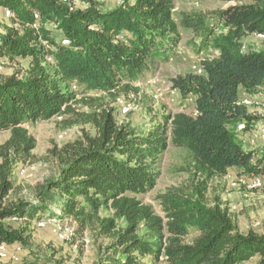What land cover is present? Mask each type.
<instances>
[{
  "label": "trees",
  "instance_id": "1",
  "mask_svg": "<svg viewBox=\"0 0 264 264\" xmlns=\"http://www.w3.org/2000/svg\"><path fill=\"white\" fill-rule=\"evenodd\" d=\"M117 1L104 9L98 0H0V65L29 59L23 75L0 76V132L10 131L0 145V201L13 188L11 156L27 155L36 146L27 124L70 113L71 83L115 91L140 79L178 45L173 0ZM220 1L232 4L211 13H182L183 26L215 52L201 60L203 72L171 79L182 96L195 97L194 112L162 114L161 123L145 133L119 125L105 109L89 118L97 133L64 145L59 174L37 187V201L0 205V245L7 247L0 264H66L54 245L34 243L30 223L96 219L108 205L129 225L116 228L114 218L101 222L99 233L113 239L104 263L92 264H146L145 258L158 263L164 257L169 264H264V232H240L226 208L205 199L208 180L229 168L264 173V156L245 148L237 130L240 123L242 133L264 123L242 101L243 93L264 87V50H246L243 42L264 35V0ZM209 14L217 23H209ZM171 145L189 150L195 179L190 196L162 195L166 216H161L136 195L154 188L156 160ZM190 228L198 232L191 243L185 241Z\"/></svg>",
  "mask_w": 264,
  "mask_h": 264
},
{
  "label": "rangeland",
  "instance_id": "2",
  "mask_svg": "<svg viewBox=\"0 0 264 264\" xmlns=\"http://www.w3.org/2000/svg\"><path fill=\"white\" fill-rule=\"evenodd\" d=\"M104 9L117 6V0H98ZM173 12L179 31L180 41L167 58H158L155 65L140 79L119 85L115 91L107 92L88 89L73 82L69 90L74 93L71 101L70 113L57 116L49 120L27 124L30 133L36 139V146L27 155L11 156L14 164L11 169L13 188L8 196L0 201L3 206L21 199L37 201V187L47 179L58 176L60 162L58 154L68 143L82 139L84 133L95 135L97 129L93 121H88L96 113L107 110L111 112L119 125H131L143 133L150 127L161 123L158 121L162 114L186 112L192 114L195 107V97L182 96L179 90L172 87L171 79L179 74L188 72H203L201 60L212 57L215 52L205 50L200 39L182 24L183 12L211 13L216 9L226 8L229 2L220 0H173ZM78 5H81L80 3ZM209 23H217V18L211 14ZM2 19V20H1ZM3 16L0 13V22ZM218 29L223 30L219 25ZM246 50H264V35H251L243 38ZM29 68V59L8 61L0 65V76L12 74L23 75ZM129 85V86H127ZM242 100L249 106L252 113L264 116V87L256 94H242ZM10 137V131L0 132V145ZM238 138L245 148L253 146L258 156H264V123L258 121L247 132H240ZM250 146V147H249ZM252 148V149H253ZM3 161L0 149V163ZM155 168L158 173L156 185L146 193L137 194L142 204L149 205L153 211L166 216L162 195L173 194L190 196L193 174V159L189 150L170 146L157 160ZM208 205L219 204L226 208L234 224L240 232L250 230L264 232V173H248L238 168H229L225 176H217L208 180L205 191ZM55 212H62V208L54 207ZM115 219L116 228L129 225L125 217H118L111 206H103L96 219L81 221L73 216L64 218H50L38 225L33 220L30 223L35 244L47 246L49 244L60 252L66 264H92L103 262L107 248L112 242V235L100 234V224L105 219ZM15 226L26 225L24 221H10ZM67 230V231H66ZM189 236L185 241L191 243L198 235L195 228L189 229ZM61 234L65 237L62 238ZM20 251H18L19 253ZM251 260L245 264H255ZM146 264H169L164 257L158 263L149 258L142 260Z\"/></svg>",
  "mask_w": 264,
  "mask_h": 264
},
{
  "label": "built area",
  "instance_id": "3",
  "mask_svg": "<svg viewBox=\"0 0 264 264\" xmlns=\"http://www.w3.org/2000/svg\"><path fill=\"white\" fill-rule=\"evenodd\" d=\"M73 1H77V0H73ZM242 101H243V103H245L244 100H242ZM243 129H244V124L240 123V124L237 125V130L238 131L241 132ZM61 237L62 238H65L62 234H61ZM17 250L19 251L20 250V247H18ZM6 255H7V247H6V245H0V256L1 257H5Z\"/></svg>",
  "mask_w": 264,
  "mask_h": 264
},
{
  "label": "crops",
  "instance_id": "4",
  "mask_svg": "<svg viewBox=\"0 0 264 264\" xmlns=\"http://www.w3.org/2000/svg\"><path fill=\"white\" fill-rule=\"evenodd\" d=\"M244 95H246V93H244ZM250 147V146H249ZM253 148V146L252 147H250L249 149H252Z\"/></svg>",
  "mask_w": 264,
  "mask_h": 264
}]
</instances>
